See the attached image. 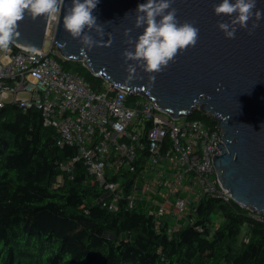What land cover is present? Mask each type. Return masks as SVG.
<instances>
[{
	"label": "trees",
	"instance_id": "16d2710c",
	"mask_svg": "<svg viewBox=\"0 0 264 264\" xmlns=\"http://www.w3.org/2000/svg\"><path fill=\"white\" fill-rule=\"evenodd\" d=\"M59 61L97 91L105 88L83 62ZM188 120L217 127L200 110ZM58 137L39 110L11 104L0 110V264H264V222L250 210L203 198L170 237L168 224L157 228L144 211L104 207L113 196L92 183L83 161L71 174L62 171L59 163L75 158L78 149L61 148ZM135 175L126 177L133 181Z\"/></svg>",
	"mask_w": 264,
	"mask_h": 264
},
{
	"label": "built area",
	"instance_id": "2783aa9c",
	"mask_svg": "<svg viewBox=\"0 0 264 264\" xmlns=\"http://www.w3.org/2000/svg\"><path fill=\"white\" fill-rule=\"evenodd\" d=\"M56 26L51 22L46 42H53ZM16 47L0 51V110L11 104L41 111L44 125L58 130V145L78 149L75 158L59 163L60 169L71 174L83 161L92 183L113 196L104 207L139 209L160 228L168 224L167 214L178 220L186 216L190 201L179 197L181 188L200 189L201 199L234 201L214 162L223 143L218 127L211 130L201 120L179 122L146 98L130 101V94L107 82L97 91L84 76L63 68L53 43L40 56ZM128 174H136L133 181ZM165 190L166 201H158ZM249 216L264 222L263 215L250 211ZM167 227L172 237L174 230Z\"/></svg>",
	"mask_w": 264,
	"mask_h": 264
},
{
	"label": "water",
	"instance_id": "95a60500",
	"mask_svg": "<svg viewBox=\"0 0 264 264\" xmlns=\"http://www.w3.org/2000/svg\"><path fill=\"white\" fill-rule=\"evenodd\" d=\"M143 2L99 0L93 14L104 27L103 45L111 43L82 53L83 45L63 26L64 12L71 5V0H65V8L57 12L53 47L65 60L83 62L95 76L150 100L174 119L188 118L195 110L211 116L222 131L221 153L214 159L221 182L238 205L264 215V19L251 35L237 26L235 38L230 39L218 22L231 18L214 12L213 6L222 0H174L179 22L198 27L199 40L164 72L154 74L153 84L150 74L139 67L129 74L123 57L126 49L134 50V44L126 43L125 30H132L133 39L143 32L135 27V10ZM257 10H264V0H257ZM51 22V17L33 20L26 13L13 44L40 56ZM90 35L101 40L95 31ZM31 47L38 51L31 52Z\"/></svg>",
	"mask_w": 264,
	"mask_h": 264
},
{
	"label": "clouds",
	"instance_id": "9594fccd",
	"mask_svg": "<svg viewBox=\"0 0 264 264\" xmlns=\"http://www.w3.org/2000/svg\"><path fill=\"white\" fill-rule=\"evenodd\" d=\"M173 2L174 0H145L138 4L135 10V27L143 28V32L136 39L131 38V29H126L124 33L129 37L126 43L134 44V50L128 48L123 52L126 71L135 74L139 67L150 74L153 84L156 79L154 74L164 72L170 63L176 61L178 55L194 48L199 40V28L187 21L180 23L177 10L172 7ZM98 3L99 0H71V5L63 15L64 29L83 45L82 53L85 49L91 51L93 47L103 45L104 27L93 14ZM213 7L217 16L231 18L230 22H218L219 29L230 39L235 38L237 26L248 29L251 35L259 27L258 22L264 19V10H257V0H222ZM64 8L65 0H0V51L9 50L19 34V22L25 19L26 13L35 20L41 16L52 17ZM250 20L253 21L251 29L248 27ZM92 31L101 40L94 39L90 35ZM110 43L111 41L109 45ZM30 51L36 53L38 50L31 47ZM128 61L136 63L128 64Z\"/></svg>",
	"mask_w": 264,
	"mask_h": 264
},
{
	"label": "rangeland",
	"instance_id": "374dc122",
	"mask_svg": "<svg viewBox=\"0 0 264 264\" xmlns=\"http://www.w3.org/2000/svg\"><path fill=\"white\" fill-rule=\"evenodd\" d=\"M53 33V31H52ZM52 49V43L50 41H47L45 44V51L49 52ZM167 116V115H166ZM165 116V117H166ZM188 120V118H181L179 119V122ZM200 189H195L192 192L185 191L183 188L180 189L179 197L189 199L190 203L186 209V216L184 218H179V220L169 214H167L163 220L168 223L169 227L174 230V235L183 228L184 225H186L191 220V214L195 212V208L198 206L201 198H200ZM154 194V193H153ZM165 195H168V191L165 190L163 193L158 197V201L165 202L166 198ZM153 197H156L154 194ZM178 197H174L172 201L176 200ZM143 210V209H141ZM218 220H216L215 224H218Z\"/></svg>",
	"mask_w": 264,
	"mask_h": 264
},
{
	"label": "bare ground",
	"instance_id": "6f19581e",
	"mask_svg": "<svg viewBox=\"0 0 264 264\" xmlns=\"http://www.w3.org/2000/svg\"><path fill=\"white\" fill-rule=\"evenodd\" d=\"M58 21V13H54L52 16V24L55 25L57 24Z\"/></svg>",
	"mask_w": 264,
	"mask_h": 264
}]
</instances>
